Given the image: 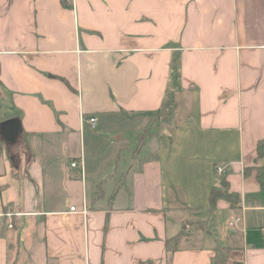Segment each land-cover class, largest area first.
<instances>
[{
	"label": "crops",
	"instance_id": "crops-1",
	"mask_svg": "<svg viewBox=\"0 0 264 264\" xmlns=\"http://www.w3.org/2000/svg\"><path fill=\"white\" fill-rule=\"evenodd\" d=\"M67 1L0 0V264H210L217 246L264 264V189L244 173L264 162V0ZM90 117L114 142L89 170ZM132 174L156 204L106 202ZM222 178L240 200L211 208Z\"/></svg>",
	"mask_w": 264,
	"mask_h": 264
},
{
	"label": "rangeland",
	"instance_id": "rangeland-1",
	"mask_svg": "<svg viewBox=\"0 0 264 264\" xmlns=\"http://www.w3.org/2000/svg\"><path fill=\"white\" fill-rule=\"evenodd\" d=\"M98 132L99 131L97 130L86 131L84 143L82 141L81 148L83 155L86 157L89 170L90 168L99 169L100 167L106 165L105 161L107 160V155L111 150L110 142H114V139L111 135L106 136ZM115 144H118L122 148L124 157L129 159L137 148L138 139L135 134H131V132L128 130V133L125 134V138L122 141L116 142ZM78 148L80 150V146ZM143 153L144 150L142 149L139 154L143 155ZM129 183L131 187V194L128 191H123L119 200L117 198L114 202V198L112 196V198L106 199V202L110 205L115 203H124L131 206H142L146 203V201L153 205L156 204L158 198L155 194V191L149 190L152 186H154V182L151 181L150 183H143V186L149 190L147 195H141V193L136 190L135 185L137 182L135 180L134 174L130 176Z\"/></svg>",
	"mask_w": 264,
	"mask_h": 264
},
{
	"label": "trees",
	"instance_id": "trees-1",
	"mask_svg": "<svg viewBox=\"0 0 264 264\" xmlns=\"http://www.w3.org/2000/svg\"><path fill=\"white\" fill-rule=\"evenodd\" d=\"M61 4L64 7H69L70 4L67 0H60ZM172 69L176 72V67L172 65ZM1 141V138H0ZM264 159V139L259 140L256 144V160ZM251 170H255V177L262 189H264V162L262 164H256L253 167H247L244 169V173H248ZM218 198H224L232 206L237 204L240 200V195L238 192H232L229 190L228 182L225 178L220 180V187L213 186L209 192V203L210 207L213 208L216 205V201ZM185 235V231L179 232L178 234L167 238L165 241L166 250L174 251L178 248V244L180 243L182 237ZM229 249L224 246H217L214 249V252L211 256L210 264H224V262L228 258ZM140 264H146V262H141Z\"/></svg>",
	"mask_w": 264,
	"mask_h": 264
},
{
	"label": "built area",
	"instance_id": "built-area-1",
	"mask_svg": "<svg viewBox=\"0 0 264 264\" xmlns=\"http://www.w3.org/2000/svg\"><path fill=\"white\" fill-rule=\"evenodd\" d=\"M97 119L95 117H90L88 119V123L90 125V128L93 130L95 128V123H96ZM77 162H72L71 166H76ZM215 171L218 175H221L224 171L223 166L221 165H216L215 166ZM71 211L75 210L74 206H71L70 208ZM83 212H85V209L82 210ZM7 216L11 217V213H7ZM243 223V217L242 214H238V213H232L226 220V227L230 230H235V229H240V226H242ZM11 226V224L9 225ZM264 230V227L262 228Z\"/></svg>",
	"mask_w": 264,
	"mask_h": 264
},
{
	"label": "water",
	"instance_id": "water-1",
	"mask_svg": "<svg viewBox=\"0 0 264 264\" xmlns=\"http://www.w3.org/2000/svg\"><path fill=\"white\" fill-rule=\"evenodd\" d=\"M4 134H6V133H4ZM9 134L14 135V130H13V132H9ZM9 134H6V136H7V137H10Z\"/></svg>",
	"mask_w": 264,
	"mask_h": 264
}]
</instances>
